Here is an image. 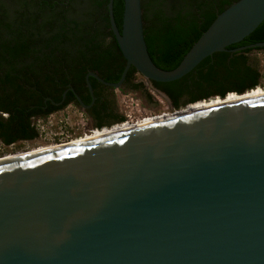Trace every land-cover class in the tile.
<instances>
[{"label": "water", "instance_id": "obj_1", "mask_svg": "<svg viewBox=\"0 0 264 264\" xmlns=\"http://www.w3.org/2000/svg\"><path fill=\"white\" fill-rule=\"evenodd\" d=\"M114 2L110 24L127 65L116 84L90 73L92 93L91 77L120 89L132 68L177 82L264 22V0H239L164 71L149 55L142 0H125L122 32ZM13 164L0 170V264H264V99Z\"/></svg>", "mask_w": 264, "mask_h": 264}, {"label": "trees", "instance_id": "obj_2", "mask_svg": "<svg viewBox=\"0 0 264 264\" xmlns=\"http://www.w3.org/2000/svg\"><path fill=\"white\" fill-rule=\"evenodd\" d=\"M238 1L142 0L145 37L154 64L164 71L178 68L218 15ZM108 5L109 0H0V139L6 145L38 139L36 120L72 101L79 105L71 92L61 107L51 104L61 102L69 88L79 95L89 91L90 73L110 83L120 80L126 59L112 31ZM124 12L125 0H115L121 32ZM260 43H264V22L244 41L206 59L183 79L155 87L169 97L176 111L263 88L260 61L252 55L264 53V48L233 52ZM136 73L132 68L130 76ZM90 82L96 89L95 79ZM83 102L90 104L85 97Z\"/></svg>", "mask_w": 264, "mask_h": 264}, {"label": "rangeland", "instance_id": "obj_3", "mask_svg": "<svg viewBox=\"0 0 264 264\" xmlns=\"http://www.w3.org/2000/svg\"><path fill=\"white\" fill-rule=\"evenodd\" d=\"M260 61V70L263 74L264 89V56L259 52L252 55ZM155 105L147 104L138 94L124 93L119 97V108L126 117V121L138 123L143 120L172 114L175 111L169 106L167 100L154 94ZM185 109V108H184ZM39 131V138L16 147L8 148L0 141V158L8 155H17L41 149L47 146L63 144L88 135L94 130L84 110L69 106L63 111L52 114L44 119L34 122ZM62 139V142L57 139Z\"/></svg>", "mask_w": 264, "mask_h": 264}, {"label": "bare ground", "instance_id": "obj_4", "mask_svg": "<svg viewBox=\"0 0 264 264\" xmlns=\"http://www.w3.org/2000/svg\"><path fill=\"white\" fill-rule=\"evenodd\" d=\"M259 99H264V89L261 87L252 92L244 94V96L230 94L227 99H213L210 102H199L188 109L175 111L172 114H166L148 120H143L138 123H128L127 125L115 128L113 130H107L103 133L88 134L81 138L72 140L71 142L59 145L47 146L41 149H35L30 152L17 155H8L6 157L0 158V170L15 166V164L13 163L15 160H17V158L34 156L35 154L52 155L58 152L61 148L80 150L101 146L104 144H111L123 140L128 136L155 132L160 128L172 126L176 123H180L184 120L190 119V117L205 115L208 111L220 106L238 104L240 102L244 103Z\"/></svg>", "mask_w": 264, "mask_h": 264}, {"label": "flooded vegetation", "instance_id": "obj_5", "mask_svg": "<svg viewBox=\"0 0 264 264\" xmlns=\"http://www.w3.org/2000/svg\"><path fill=\"white\" fill-rule=\"evenodd\" d=\"M260 54L264 56V53H260ZM126 65H127V61H126ZM130 71L120 89H114V88L108 87L102 84L101 82H99L98 80H96L95 78L93 79H95V81L98 84L96 86V89L93 88V93L89 90L88 85H86V87L88 88L89 91L84 92L82 95H79L74 88H69L66 91L67 92L66 100L68 99L69 92H71L72 93L71 97L76 98L75 96V93H76L82 99V101H83V97H85L88 101L90 100V104L87 105L88 109H83L82 105L78 102L76 98L79 105H77L74 101H72V103H70L63 110H65L69 106H74V107L84 110L88 120L90 121V125L93 129L109 128L117 124L125 123L126 117L122 114L119 108L118 101H119L120 95H123L124 93L138 94L147 104L155 105L156 102H155L154 94L158 95L159 97H162V94H165L163 93V91L155 87V82H150V81L145 80L140 74H138V72L132 78L130 76ZM96 75L99 78H101L98 74ZM121 79H122V76L117 83H119ZM86 81H87V78H86ZM113 84H116V83H113ZM141 84L144 85L145 88H139ZM72 90H74L75 92H73ZM167 102L169 103L170 108L176 111L171 100ZM60 103L61 102H59L58 104ZM51 105L57 108L62 106V105L55 106L53 103ZM49 108L50 106L46 107V109H49ZM123 117L125 118V121L120 122L119 120ZM0 141L2 142V144H4L8 148L16 147L17 145L21 143L24 144L26 142H30V141L19 140L11 145H6L1 139ZM57 141L62 142V139L59 138L57 139Z\"/></svg>", "mask_w": 264, "mask_h": 264}, {"label": "built area", "instance_id": "obj_6", "mask_svg": "<svg viewBox=\"0 0 264 264\" xmlns=\"http://www.w3.org/2000/svg\"><path fill=\"white\" fill-rule=\"evenodd\" d=\"M218 99H219V98H218ZM210 101H211V100H209V101H204V102H210ZM194 105H196V104L189 105V106H187L185 109H188V108H190V107H192V106H194ZM128 123H132V122H130V121H126L125 123L117 124V125H114V126L109 127V128L94 129V130H92L89 134L103 133V132H105V131H107V130H113V129H115V128H118V127H121V126L127 125Z\"/></svg>", "mask_w": 264, "mask_h": 264}]
</instances>
